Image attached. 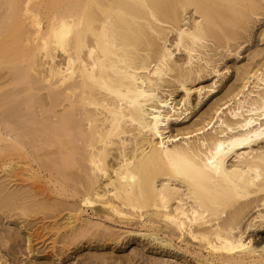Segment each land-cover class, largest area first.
Returning <instances> with one entry per match:
<instances>
[{
    "label": "bare ground",
    "instance_id": "obj_1",
    "mask_svg": "<svg viewBox=\"0 0 264 264\" xmlns=\"http://www.w3.org/2000/svg\"><path fill=\"white\" fill-rule=\"evenodd\" d=\"M262 21L264 0H0V212L65 250L133 234L195 264H264V48L187 124L189 83L211 68L197 104L216 93L215 56Z\"/></svg>",
    "mask_w": 264,
    "mask_h": 264
},
{
    "label": "rangeland",
    "instance_id": "obj_2",
    "mask_svg": "<svg viewBox=\"0 0 264 264\" xmlns=\"http://www.w3.org/2000/svg\"><path fill=\"white\" fill-rule=\"evenodd\" d=\"M263 30L264 21L258 23L253 40L238 50L241 52L240 55L237 53L238 51H234L229 56H215L217 62L214 64L226 73V76L220 80L216 93L207 94L201 103L197 104L199 99L198 88L213 85L220 78L216 74H211V68L207 69V75L204 79L189 83V86L194 87L192 102L196 107L192 109V115L187 124L200 122L204 114L213 111L214 106L226 98L230 86L240 84L237 67L251 65L250 53L254 49L264 48ZM210 53L214 54L215 51L212 50ZM166 89V94H168V90H176L174 94L176 100H181L184 96V91L177 85L167 86ZM174 131L176 132V129ZM257 214V210H255L251 213L249 220H253ZM7 217L0 212V264H195L194 259L189 254L182 257L180 253L178 257L172 258L161 253L155 243H150L133 234L124 240L122 239L123 241L120 240L119 244L111 240H97V242H85L78 246L72 245L70 250H65L63 243L54 245L52 238L46 233L47 230L40 235L35 232L33 237L30 236V233L36 231L35 229L40 226L19 223L15 219L17 216L12 219ZM260 220L261 218H257L254 221ZM121 227L123 226H115V230H119ZM258 231L249 230L246 235L254 239ZM192 243L197 245V242L193 241ZM190 247L194 248V246Z\"/></svg>",
    "mask_w": 264,
    "mask_h": 264
}]
</instances>
